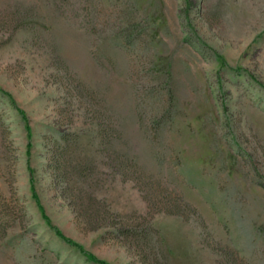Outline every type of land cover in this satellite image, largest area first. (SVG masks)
<instances>
[{"label": "rangeland", "instance_id": "374dc122", "mask_svg": "<svg viewBox=\"0 0 264 264\" xmlns=\"http://www.w3.org/2000/svg\"><path fill=\"white\" fill-rule=\"evenodd\" d=\"M0 264H264V0H0Z\"/></svg>", "mask_w": 264, "mask_h": 264}]
</instances>
